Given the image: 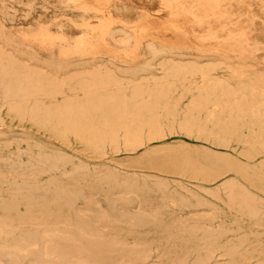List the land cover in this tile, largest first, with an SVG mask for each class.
Returning <instances> with one entry per match:
<instances>
[{
  "label": "bare ground",
  "instance_id": "bare-ground-1",
  "mask_svg": "<svg viewBox=\"0 0 264 264\" xmlns=\"http://www.w3.org/2000/svg\"><path fill=\"white\" fill-rule=\"evenodd\" d=\"M99 48L115 60L104 63ZM4 108L62 140L73 136L95 157L123 149L175 175L174 208L200 211L212 199L231 211L164 224L162 236L152 237L186 238L172 250L162 246L152 262L149 231L147 242L128 239L145 217L158 218L156 207L137 213L136 223L87 194L68 206L90 217V226L55 219L41 205L52 204L55 190L42 197L31 182L83 180L88 165L35 143L27 150L10 143L0 149L7 150L0 194H11L0 197V264H251L240 251L248 233L223 244L215 219L231 212L264 229V0H0V121ZM177 130L236 155L171 145L167 137ZM8 140L0 129V141ZM151 141L166 146L148 155ZM93 172L109 184L132 179L135 189L145 181L115 167ZM170 184L155 180L162 193ZM120 222L130 225L126 232ZM219 254L226 261H214Z\"/></svg>",
  "mask_w": 264,
  "mask_h": 264
},
{
  "label": "rangeland",
  "instance_id": "rangeland-1",
  "mask_svg": "<svg viewBox=\"0 0 264 264\" xmlns=\"http://www.w3.org/2000/svg\"><path fill=\"white\" fill-rule=\"evenodd\" d=\"M98 50L99 51L97 54L102 57L104 63L109 65L111 61L115 60L112 50L106 49L105 51L102 48H99ZM160 74L161 72L158 71L156 75L160 76ZM0 129H2L6 135L10 136L11 139V141H0V149H7L10 143H16L19 147H23L25 150H27L31 144L35 143L40 146H44L45 148L51 149L54 153H60L67 157H72L79 161L85 162L88 165L89 175L83 180L73 178V181H71L65 178H57L56 182L49 183L44 179L39 178L36 181L31 182L30 185L36 189V192L39 195L42 194V197H44V192L46 190L50 188L55 190L54 198L56 199L52 202V204H48L47 202L41 203L42 206L52 211L50 215H52L55 219H61L62 221L70 220L73 223L81 222L85 226H90V223H92L90 217L86 215H73L75 212L68 206L69 200L75 205H79L87 194L95 199L102 198L103 209L109 206L116 214H123L125 216L133 215V220L136 223L139 220V216L137 215L142 214L141 211H148L150 208H153V206L156 207L160 213L158 218L145 217L143 219L145 223H137V225L140 226L132 228L134 231H136L139 227L141 232H134L133 235L130 236V239H128L131 245L136 241L147 242L145 241L146 236L144 235L145 233H143V231H149V236L152 239L148 242L153 245L154 250L152 262L159 261L160 258H157L156 254H159L162 250H164L162 246H171L170 250H172V245H179L182 243L180 240L186 238H183L185 235L184 233H172V239L169 241V243H167V241H158L159 237H152L155 235L162 236V233L164 232L160 230H164L162 229L164 224L174 225L179 221H188L187 223H192V221L189 220L191 216L203 217L206 215H214L217 212L218 214L223 215L228 213V211H231L228 210L222 201H214L212 199L207 201L210 207H205L204 210L200 211L198 208L193 207L190 204L184 208H174L172 200H170L169 197L175 195L173 187L175 186L176 181L180 178H177L175 175L171 176V174L150 169L147 167V164H143L141 162V156H132V153L129 151L122 149L118 154H113L112 151L107 150L104 155L105 157H95L91 151L86 150L85 146L73 136L68 137L66 140H62L57 135H52L51 132L37 127L28 120H20L16 117H13L8 113L6 108H4L1 112ZM167 138L171 139V145L175 146L184 142L185 144L194 148L196 147L197 149H209L214 151V153L217 155H230L234 157L236 155L235 150L231 147H217L202 139L187 137L184 133L178 130L177 132L170 134ZM156 142L157 141H151V144L153 145L148 150V155H154L155 151L160 150L158 148H164L166 146V144L162 145ZM5 154L7 155V150H2V152H0V156ZM110 167L113 169L115 167L116 171H118L120 174L132 176L130 178H133V176H140L141 178L144 177L145 181L141 179L139 182L141 184L140 186L142 187H138V189L131 187L133 184L132 179H129V181L124 184L123 182H112L109 184L108 181L102 180L100 175L96 176V174L93 172V169L95 168L103 170ZM70 174L72 175L73 173ZM157 178H164L171 183L169 185V191H165L164 193L159 191L158 187L155 185V180ZM229 179L233 182L247 186L240 178L236 177V175L228 174L227 181H229ZM186 183L189 185V187L195 188L194 183L196 182L194 180H186ZM62 192L63 194H61ZM4 195L6 197H10V191H3V193L0 194V197H3ZM258 195L264 199V194L259 193ZM213 208L216 209V213L214 212ZM230 213L231 212H229L226 217H218L215 219L218 228L223 230L220 241L223 242V244H229L235 242L238 237L243 235V233H248L246 243L240 248L241 253L251 254V260L249 261L251 264H264V252L261 254L256 252L257 249L261 248L264 251V229L257 231L255 228L256 225L253 224L252 221L240 218L237 215L235 216ZM0 214L2 213L0 212ZM119 224L126 229L125 232L130 226L124 222H120ZM214 225L216 226L215 223ZM202 227L205 226L202 225ZM104 230H109V227H105ZM203 234H195L196 240H200ZM178 235H181V238H178ZM192 246V250H194L196 245ZM3 249L4 244L0 242V250ZM112 255L114 257L117 256L116 253H112ZM189 255H193V252ZM218 259L219 261L222 260V262H224L226 261L227 257L224 255L220 256L219 254L216 256L214 261Z\"/></svg>",
  "mask_w": 264,
  "mask_h": 264
}]
</instances>
